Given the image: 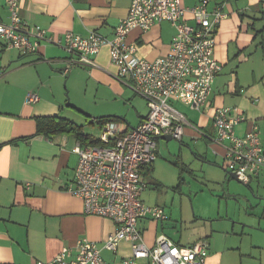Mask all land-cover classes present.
Here are the masks:
<instances>
[{
  "label": "crops",
  "instance_id": "obj_1",
  "mask_svg": "<svg viewBox=\"0 0 264 264\" xmlns=\"http://www.w3.org/2000/svg\"><path fill=\"white\" fill-rule=\"evenodd\" d=\"M198 2L180 0V6L190 8ZM129 6L130 0H19V14L24 22L29 27L45 30L53 41L42 42L35 54H25L7 48L0 37V264L47 262L64 247L74 251L78 240L101 245L114 232L112 221L85 214L82 200L63 189L73 179L78 162L72 151L76 143L74 137L66 133L41 137L35 133L36 119L41 117L63 118L80 126L86 118H99L66 105L64 82L69 93L81 80L87 89L93 88L101 102L130 101L135 113L130 116L133 124L123 117H114L126 130L135 128L146 117L145 101L135 98V94L116 79L117 68L110 60L107 46H102L92 56L96 66L67 70L73 57L61 45L66 33L85 36L92 31L112 38L115 27L127 16ZM215 6H221L226 15L215 33L214 58L222 65V71L213 84L209 108L198 112L188 107L196 112L194 122H188L194 129L185 126L178 143L191 150L199 163L218 169L225 193L237 197L238 186L233 185L231 179L234 178L225 168L223 149L212 141L211 118L216 108L237 107L247 123L238 126L236 133L242 134L251 121L256 122L264 148V0H209V7ZM182 21L191 26L195 24L189 13L184 14ZM8 22L5 0H0V23ZM174 34V27L163 21L145 32L132 29L128 41L136 47L140 57L152 61L168 54ZM57 41L60 45L55 43ZM34 94L38 100L27 102ZM172 140L158 139L157 157L140 175L146 185L141 194L148 187L155 190L162 187L158 176L162 162H174L178 170L173 190H181L186 184L184 173L194 172L179 149L175 161L167 159L170 156L168 143ZM188 141H192L191 145ZM209 154L213 159L208 158ZM160 158L162 160L157 161ZM235 181L248 191L241 189V206L252 207L247 193L254 199L252 204L264 203V169L246 184ZM164 222L149 218L138 220L137 229L148 247L154 245L159 235L183 247L205 241L208 245L206 264H264V227L258 222H242L227 215L217 226L211 224L196 229V233L177 240L165 232ZM128 253V243L121 242L116 254L102 250L101 256L106 263L121 264Z\"/></svg>",
  "mask_w": 264,
  "mask_h": 264
},
{
  "label": "built area",
  "instance_id": "obj_2",
  "mask_svg": "<svg viewBox=\"0 0 264 264\" xmlns=\"http://www.w3.org/2000/svg\"><path fill=\"white\" fill-rule=\"evenodd\" d=\"M5 4L9 22L0 23V37L7 48L35 54L42 42L53 41L45 30L24 22L19 0H5ZM186 13L192 16L193 26L182 21ZM225 17L221 6L209 7V0H199L190 8H182L180 0H130L128 14L115 27L112 38L91 31L85 36L66 33L62 43L55 42L73 57L67 70L96 66L92 56L107 46L117 68L116 79L145 101L148 113L131 130L108 120L99 128L97 145L76 142L72 150L78 162L73 179L63 189L82 200L85 214L112 221L114 232L101 245L81 239L74 251L64 247L51 260L36 264H110L103 260L101 251L116 254L121 242L129 245L121 264H206L205 241L183 247L159 235L152 247L143 242L138 220L164 222L168 216L161 207L141 201L139 194L146 185L140 175L156 159L159 138L170 136L181 141L185 126L194 129L170 100L198 112L209 108L213 84L222 71L214 58L215 33ZM163 21L175 29L168 54L152 61L143 59L128 41L130 31L138 28L145 32ZM37 100L35 94L27 98L30 103ZM211 119L212 141L223 149L226 170L244 184L257 177L264 169V148L256 122L251 121L248 129L237 134L236 128L247 123L237 107L216 108Z\"/></svg>",
  "mask_w": 264,
  "mask_h": 264
},
{
  "label": "rangeland",
  "instance_id": "obj_3",
  "mask_svg": "<svg viewBox=\"0 0 264 264\" xmlns=\"http://www.w3.org/2000/svg\"><path fill=\"white\" fill-rule=\"evenodd\" d=\"M63 89L66 105L80 111H82L81 109L88 111L94 115L91 117H123L126 122L133 124L130 116L135 113L130 101L121 103L116 101L101 102L99 96L94 93L93 88L87 89L85 82L81 80L74 84L71 93H69L66 82L63 83ZM130 94L134 96L132 93ZM134 97L140 99L136 95ZM169 104L182 113L187 118V122H194L195 111H191L188 106L178 101L170 100ZM89 122L90 120L86 118L85 122L81 124L83 132L98 138L100 134L98 126ZM188 143L191 145L192 141H188ZM200 145L203 146V142H200ZM178 149L184 160L190 163L194 171L192 174H183L186 184L181 186V190L172 189L177 182L178 170L173 165L175 164L174 162L172 164L166 161L167 163H160L162 164V169L158 173L162 187L158 190L151 187L149 189L148 187L145 192L140 193V198L146 205H156L164 208L169 217V220L164 222L165 232L170 237L177 240L182 236L185 239L187 236L196 233V229L207 228L211 224L217 226V222L220 219H226L227 215L235 217L242 222L254 224L258 222L261 227H264V203H261V205L252 204L254 199L247 193L249 196L246 195V197L252 207H249L244 201L246 205L243 204V206L245 207L241 206L242 202L239 199V195L242 193L241 189L248 192L247 189L242 184L231 179L233 185L238 186V190L235 192L238 193V196H228L227 192L225 193L223 184H220L222 179L219 177L220 171L216 168H207L203 163H199L196 157L193 156L192 151L183 148L178 141L172 140L168 143L170 156L167 159L175 161ZM168 152L165 153L169 155ZM208 158L213 159L210 154ZM161 160L162 158L157 159V161Z\"/></svg>",
  "mask_w": 264,
  "mask_h": 264
},
{
  "label": "trees",
  "instance_id": "obj_4",
  "mask_svg": "<svg viewBox=\"0 0 264 264\" xmlns=\"http://www.w3.org/2000/svg\"><path fill=\"white\" fill-rule=\"evenodd\" d=\"M88 119L90 120V118ZM108 120L116 121L114 117H99L89 123H95L100 128ZM54 133L70 134L82 146L98 144V141L94 137L83 132L82 126L76 125L69 120L57 117H41L36 119L35 136L48 137Z\"/></svg>",
  "mask_w": 264,
  "mask_h": 264
},
{
  "label": "water",
  "instance_id": "obj_5",
  "mask_svg": "<svg viewBox=\"0 0 264 264\" xmlns=\"http://www.w3.org/2000/svg\"><path fill=\"white\" fill-rule=\"evenodd\" d=\"M94 120H96V118H90V122H93ZM132 128V127H131ZM167 139L171 140L172 138L170 136H165ZM234 178V180H236L235 176L233 174H231Z\"/></svg>",
  "mask_w": 264,
  "mask_h": 264
}]
</instances>
